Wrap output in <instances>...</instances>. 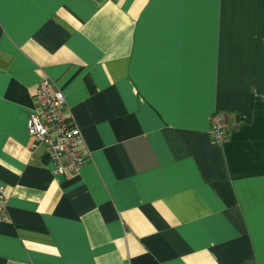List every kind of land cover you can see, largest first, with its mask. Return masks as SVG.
<instances>
[{
    "label": "crops",
    "instance_id": "crops-1",
    "mask_svg": "<svg viewBox=\"0 0 264 264\" xmlns=\"http://www.w3.org/2000/svg\"><path fill=\"white\" fill-rule=\"evenodd\" d=\"M44 78L76 173L32 147ZM0 186V264H264V0H0Z\"/></svg>",
    "mask_w": 264,
    "mask_h": 264
},
{
    "label": "built area",
    "instance_id": "built-area-1",
    "mask_svg": "<svg viewBox=\"0 0 264 264\" xmlns=\"http://www.w3.org/2000/svg\"><path fill=\"white\" fill-rule=\"evenodd\" d=\"M26 125L34 141L32 147L43 145L47 157L54 165V173H76L84 165L87 158L84 138L55 81L44 78L39 82ZM228 130L227 113L214 111L209 129L212 140L224 142ZM2 192L0 186V221L6 214V199Z\"/></svg>",
    "mask_w": 264,
    "mask_h": 264
}]
</instances>
